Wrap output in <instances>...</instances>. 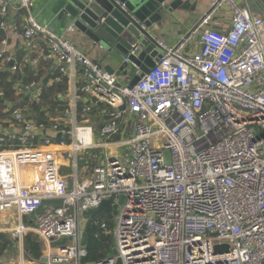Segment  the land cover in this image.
<instances>
[{"label": "built area", "instance_id": "1", "mask_svg": "<svg viewBox=\"0 0 264 264\" xmlns=\"http://www.w3.org/2000/svg\"><path fill=\"white\" fill-rule=\"evenodd\" d=\"M209 2L176 47L158 42L161 59L131 89L38 24L34 0H0V31L12 27L25 52L17 62L1 40L0 72L46 60L58 63L54 82L67 81L62 117L43 123L14 109L20 131L0 133V234L20 248L17 264H264V19L247 0ZM14 90L33 102L43 93L35 81ZM65 156L94 163L72 186ZM104 201L105 213L118 206L115 227L85 217ZM88 224L95 239L112 237L115 254L84 262ZM30 234L44 242L42 257L26 256Z\"/></svg>", "mask_w": 264, "mask_h": 264}, {"label": "crops", "instance_id": "2", "mask_svg": "<svg viewBox=\"0 0 264 264\" xmlns=\"http://www.w3.org/2000/svg\"><path fill=\"white\" fill-rule=\"evenodd\" d=\"M166 2L168 5H171L175 2H179L180 4L173 11L172 15H170L165 21L153 27L152 34L157 40V42H161L167 47L171 48L176 47L184 37H186L189 33L193 32L197 28L198 23L202 19L203 15L210 10V2L209 0H167ZM247 3L249 9L253 13L262 15L261 11H264V0H247ZM58 13V8L55 6L53 0H34L32 14L38 24L47 26L48 29H50L57 35L64 36L67 40L75 44L78 50L81 51L84 55H86L91 61L102 66L107 72L113 73L117 76V73L121 71L123 66L118 64L117 61H115L111 57L105 58V51L102 48H95L88 43H83L79 39L78 35H76V33L67 32L66 30L70 26L60 21V19L58 18ZM10 21L11 26H19L20 13L12 12L10 16ZM215 22H217V19H215ZM228 25L229 23L225 22L223 28H215L224 31L228 27ZM0 33L3 36L2 40L6 37L9 40V53L13 54L12 56L16 58L17 62H21V59L25 56V52L22 49L20 38L14 37V34H12V27H10L7 31H0ZM201 33L202 32L199 31L193 35L192 41L190 42V46L188 47V49H191L196 45L197 47H195V49L198 48ZM2 50L3 46L0 44V51ZM33 57L38 58L37 55H33ZM39 64L41 67L39 72H34V70H36V67L23 68L19 70L18 73L20 78L13 86V89H16L17 86L25 87L32 81H35L36 83L41 85L42 89L54 85V83L56 82H54L53 80L51 71L53 68H56L58 63L41 60ZM10 68L11 65H7L1 72L9 71L11 74ZM138 73L139 71L135 67H131L126 72H122L121 75L118 76L120 84H129L132 80V77ZM29 76L31 77L30 79ZM16 96L19 98H17L16 101L24 102L25 100H28L30 104L34 103L32 99V94L30 92L23 93L21 97L19 94L16 93ZM19 102L5 104V108L2 109L3 113H0V133H12L20 131L17 127L12 125V111L14 109H23L25 111H28L31 113V117L35 118L36 114L33 113L32 109L27 107H20ZM4 113L7 115L3 116ZM60 138L62 139V137ZM120 139L114 140V142H118L120 141ZM59 150L62 151V149ZM92 152L95 153L97 151ZM69 159H72L73 161ZM80 161L82 162L78 161L76 163L74 157L72 156L61 157V172L64 176H66L70 186H72V184L74 183L76 175L78 176L79 180L86 178L90 172L89 167L94 164L92 162L88 163L86 159ZM80 163H83L82 166L79 165ZM65 167L70 168L71 170L68 171L70 173L67 175L66 172L63 171ZM5 218L12 219V215L8 214L5 216ZM0 235H5L7 236V238H9L10 236L8 233H1ZM25 252L28 255L26 247ZM20 254V248L15 243V241H13L11 242L9 247L4 251V256L0 258V264H17L18 259L20 258Z\"/></svg>", "mask_w": 264, "mask_h": 264}, {"label": "water", "instance_id": "3", "mask_svg": "<svg viewBox=\"0 0 264 264\" xmlns=\"http://www.w3.org/2000/svg\"><path fill=\"white\" fill-rule=\"evenodd\" d=\"M53 1L58 8L60 21L70 26L81 42L102 48L105 58L111 57L123 66L117 76L131 67L139 71L128 84L131 89L162 57V49L152 34L153 27L165 21L180 4L175 2L168 5L167 0ZM261 14L264 19V11ZM125 59L129 60V64L124 63ZM123 203L124 197L120 205ZM117 209V205L113 207L115 215ZM109 210V201H104L98 208L85 213V217L95 218ZM227 249V246H217L216 252ZM38 257H42V253Z\"/></svg>", "mask_w": 264, "mask_h": 264}, {"label": "trees", "instance_id": "4", "mask_svg": "<svg viewBox=\"0 0 264 264\" xmlns=\"http://www.w3.org/2000/svg\"><path fill=\"white\" fill-rule=\"evenodd\" d=\"M2 37L3 36L0 33V41L2 40ZM40 68L39 64L34 72H39ZM19 78V73L17 75H11L9 71L0 72V91H3L5 95L4 98H0V113H3L2 109L5 108L6 103L19 102L16 101L18 97L16 96V91L13 89V86ZM30 78L31 77L29 76V79ZM66 91L67 81L66 78H63L60 83H54L52 86L45 87L43 89L42 97L38 101L30 104L28 100H25L24 102H19V106L32 109L33 113L36 114L35 118L39 122L48 123L51 119L63 116L62 112L67 105L66 102H61L58 99V95L64 94ZM22 95L23 94H21L20 97ZM3 100L4 103L1 102ZM27 114L31 113L27 111ZM6 115L7 114L4 113L3 116ZM60 140L61 138L58 141ZM109 225L112 227L111 223H109ZM96 234V228L91 227L89 224L86 225L84 245L88 251V257L84 260L85 263L103 261L113 255L114 240L112 237H101L100 240H97L95 239ZM38 241V238L34 235H28L25 239V247L29 256L37 257L41 252ZM11 242H13V240L10 236L7 238L5 235H0V258L4 256V251L9 247Z\"/></svg>", "mask_w": 264, "mask_h": 264}, {"label": "rangeland", "instance_id": "5", "mask_svg": "<svg viewBox=\"0 0 264 264\" xmlns=\"http://www.w3.org/2000/svg\"><path fill=\"white\" fill-rule=\"evenodd\" d=\"M118 139H120L119 135H118V136H115L112 140L114 141V140H118ZM67 142L70 143L69 139H68ZM120 149H121V148H120ZM92 154H97V155H99V154H100V151H97V152H95V153L92 152ZM69 160H72V159H69ZM72 161H73V160H72ZM79 162H82V161H79ZM82 164H83V163H80L79 165L82 166ZM63 171H65V172H66V175H67V174L70 173V172H68V171H71V170H70V168L65 167V168L63 169ZM121 209H122V208L120 207L119 210H121ZM97 217H98V218L103 217L108 223H111L112 227H115V225H116L115 214H114V212H107V213H105V212H101L99 215H97ZM30 235H34V234H30ZM34 236H35V235H34ZM63 243H64V242H62V244H63ZM38 244H39L41 250H44V249H45L44 242H42V241H38ZM115 252H116V250L114 249V250H113V254H115Z\"/></svg>", "mask_w": 264, "mask_h": 264}, {"label": "bare ground", "instance_id": "6", "mask_svg": "<svg viewBox=\"0 0 264 264\" xmlns=\"http://www.w3.org/2000/svg\"><path fill=\"white\" fill-rule=\"evenodd\" d=\"M63 150V149H62Z\"/></svg>", "mask_w": 264, "mask_h": 264}]
</instances>
